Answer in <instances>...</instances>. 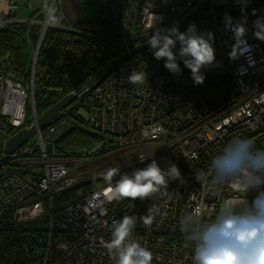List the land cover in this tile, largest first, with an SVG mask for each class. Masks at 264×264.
<instances>
[{"label": "built area", "instance_id": "obj_1", "mask_svg": "<svg viewBox=\"0 0 264 264\" xmlns=\"http://www.w3.org/2000/svg\"><path fill=\"white\" fill-rule=\"evenodd\" d=\"M258 1L97 0L100 23L90 33L54 26L92 41V52L110 56L106 65L128 57L99 85L94 76L105 65L70 91L66 96L74 95V100L62 110V117L7 155L8 140L38 118L33 75L44 31L52 25L45 23L44 7L30 17L16 18L12 15L18 4L27 0H0L11 15L0 20V28L41 27L30 79L19 82L0 72V219L8 217L19 224L43 220L46 239L36 238L24 246L36 258L35 264H118L117 251L108 244L124 215L137 216L130 239L152 253L151 264H193L194 245L181 232L180 219L188 212L203 211L204 221L210 223L223 204L243 195L228 185L206 184L198 179L199 173L211 172L212 159L233 138H249L264 149V40L256 38L254 27V21L264 20V4L219 19ZM54 2L57 7L61 0ZM207 21L197 32L209 33L213 26L215 61L201 69L205 77L220 79L211 84L194 85L182 69L180 75L170 73L152 49L131 54L149 42L156 28L180 30ZM238 25L245 28L240 39L234 32ZM173 51H179L178 43ZM177 63L184 66L179 58ZM133 71H144L146 81L131 82ZM27 103L32 109L29 117ZM74 127L96 141L73 154L59 152L58 140ZM152 159L164 170L169 161L174 163L187 184L170 181L167 192L145 200L109 198L108 169L119 166L121 172L130 173ZM63 194L68 199L56 203ZM254 195L248 194L249 201ZM151 205L158 211L146 226L139 218Z\"/></svg>", "mask_w": 264, "mask_h": 264}, {"label": "clouds", "instance_id": "obj_2", "mask_svg": "<svg viewBox=\"0 0 264 264\" xmlns=\"http://www.w3.org/2000/svg\"><path fill=\"white\" fill-rule=\"evenodd\" d=\"M45 23L53 24L61 17L54 0L44 4ZM152 16V15H151ZM153 17V21L155 17ZM229 18H226L228 20ZM230 22V20H229ZM255 36L264 40V20L254 21ZM236 38L245 33L243 26L234 29ZM213 34L198 33L195 25H189L186 32L178 27L156 28L148 44L156 60H164V68L174 75H180L179 58L191 72L194 85H202L205 76L201 69L213 65L215 49ZM179 44V51L173 49ZM133 83L146 81L145 72L133 71L129 76ZM145 158L139 159L144 163ZM211 172L201 171L199 180L216 187L230 186L243 194L223 204L215 219L206 223L204 212H188L180 219V230L187 241L194 245L193 264H264V149L255 146L249 138L231 139L211 161ZM113 177H118L113 185ZM110 182L107 189L113 200H145L167 192L170 181L185 186L187 181L180 169L171 161L167 169H161L155 159L144 168H135L130 173L121 172L119 166L107 170ZM255 193L249 201L248 194ZM134 208V205H131ZM205 205H201L203 209ZM148 214L140 217L143 224L151 225L156 205L148 208ZM137 216L124 215L114 225L113 240L108 248L116 249L118 264H151L152 253L139 242L130 239L137 224Z\"/></svg>", "mask_w": 264, "mask_h": 264}, {"label": "trees", "instance_id": "obj_3", "mask_svg": "<svg viewBox=\"0 0 264 264\" xmlns=\"http://www.w3.org/2000/svg\"><path fill=\"white\" fill-rule=\"evenodd\" d=\"M43 6L44 4L31 16ZM56 8L61 17L59 8ZM99 15L98 9L96 18L80 19L74 25H69L67 20L64 22L61 17L44 31L33 75V105L38 117L70 91L78 89L90 75L96 73L111 59L99 51L92 52L90 50L92 41L54 26L72 27L76 32L88 34L100 23ZM10 16L9 13L0 15V20ZM40 19L42 16H39L38 20ZM40 30L41 27L36 24L6 25L0 28V72L14 76L19 82L30 79ZM180 69L191 76L189 69L184 66ZM25 111L28 117L31 116L32 109L29 103ZM92 139H94L92 134L87 135L78 127H74L58 140L59 152L73 154L96 141ZM67 199L68 195L63 194L56 199V203L61 204ZM36 238L46 239L43 220L19 224L11 222L8 217L0 219V264H35L36 258L28 254L24 246L34 244Z\"/></svg>", "mask_w": 264, "mask_h": 264}, {"label": "water", "instance_id": "obj_4", "mask_svg": "<svg viewBox=\"0 0 264 264\" xmlns=\"http://www.w3.org/2000/svg\"><path fill=\"white\" fill-rule=\"evenodd\" d=\"M264 4V0H260L252 5H249L245 8H240L237 10H234L230 13L224 14L223 16L219 17V19L232 16L234 14H238L240 12L245 11L248 8H251L255 5ZM210 21L203 22L200 24H194L196 26L197 31L201 30L203 26L208 24ZM189 27V26H188ZM188 27H185L183 29H180V32H186ZM66 32L77 34L75 31H72L71 29H64ZM151 49L150 45L148 43L138 46L134 48L131 51V54H139L146 50ZM127 54L122 55L119 58H116L115 60L111 61L105 67H103L100 71L96 73L94 76L95 80L97 81L96 85H99L105 78L116 68L117 65L124 62L127 59ZM74 100V95H69L58 101L56 104H54L52 107L47 109L40 117L36 119V122L30 126L28 129H22L16 134H14L13 137H11L7 142V149L6 154L9 155L13 153L17 148H19L22 144L27 142L30 138L36 134L37 130H42L45 127L52 125L55 123L60 117H62V110L69 105ZM6 160V158L3 159V161Z\"/></svg>", "mask_w": 264, "mask_h": 264}, {"label": "rangeland", "instance_id": "obj_5", "mask_svg": "<svg viewBox=\"0 0 264 264\" xmlns=\"http://www.w3.org/2000/svg\"><path fill=\"white\" fill-rule=\"evenodd\" d=\"M47 0H27V3L20 2L19 3V10L16 12V18H20L21 16L25 15L26 17H30L31 14L39 8L41 5L45 4ZM75 9L79 12V16L81 20L84 19H94L98 15L99 5L97 0H74ZM59 6V3L57 7ZM22 9L24 13H22ZM214 35L213 26L208 27ZM188 79H191V76H187ZM192 80V79H191ZM220 80V79H211L205 77L204 82L211 84L213 81Z\"/></svg>", "mask_w": 264, "mask_h": 264}, {"label": "crops", "instance_id": "obj_6", "mask_svg": "<svg viewBox=\"0 0 264 264\" xmlns=\"http://www.w3.org/2000/svg\"><path fill=\"white\" fill-rule=\"evenodd\" d=\"M58 8L61 14L65 16L69 25H74L75 23H77V21L81 19V17L79 16V12H77L75 9L74 0H61ZM22 13H24L23 9H22ZM6 14H7L6 5L4 3H0V15H6ZM22 17H26V16L23 15L20 18Z\"/></svg>", "mask_w": 264, "mask_h": 264}]
</instances>
